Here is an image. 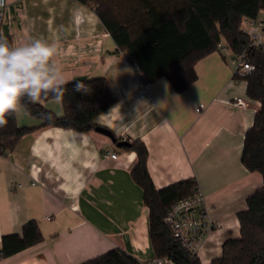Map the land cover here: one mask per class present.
<instances>
[{
	"label": "crops",
	"instance_id": "obj_1",
	"mask_svg": "<svg viewBox=\"0 0 264 264\" xmlns=\"http://www.w3.org/2000/svg\"><path fill=\"white\" fill-rule=\"evenodd\" d=\"M258 19L264 22V11ZM0 33L12 35L14 44H57L67 82L107 78L116 102L96 122L119 139L146 144L157 188L197 180L216 223L199 251L202 264L221 256L227 239L241 235L238 213L264 185L263 175L241 161L245 133L261 102L248 96L245 78L235 77L230 48L231 55L222 49L200 59L198 79L177 92L165 77L145 83L97 14L77 0H7ZM237 97L245 107L234 103ZM37 102L64 115L61 100ZM19 111V127L38 128L0 155V251L2 236L20 233L30 219L44 239L0 258V264H80L117 247L141 263L153 261L149 210L132 177L137 152L118 147L96 128L41 126L43 119ZM106 150L119 157L105 156Z\"/></svg>",
	"mask_w": 264,
	"mask_h": 264
},
{
	"label": "trees",
	"instance_id": "obj_2",
	"mask_svg": "<svg viewBox=\"0 0 264 264\" xmlns=\"http://www.w3.org/2000/svg\"><path fill=\"white\" fill-rule=\"evenodd\" d=\"M93 10L110 33L117 51H126L131 63L143 75L145 83L165 77L177 92L185 91L198 79L196 63L221 51L226 45L233 54L247 50L256 70L248 76L247 94L261 102L252 126L246 131L241 161L264 179V53L250 47V37L241 30L244 18H258L264 0H158L147 5L144 0H77ZM10 44L12 35L1 34ZM224 41V43H223ZM83 83L87 91L76 92L73 85ZM64 115L59 116L27 96L20 103L33 116L51 125L85 132L100 126L98 115L115 102L105 77L70 81L64 85ZM42 99L54 98L51 94ZM0 127V146L11 151L19 140L38 127H19L16 111L6 116ZM127 150L138 154L132 177L144 191L149 210L150 237L157 257L170 258L175 264H202L198 255L185 249L173 236L165 221L168 210L181 198L194 193V178L157 188L149 173L148 149L133 140ZM248 208L238 213L241 235L223 243L222 255L209 264H264V185L247 199ZM44 235L35 219L28 220L20 233L2 236L0 258L12 256L42 242ZM80 264H142L124 249L113 248Z\"/></svg>",
	"mask_w": 264,
	"mask_h": 264
},
{
	"label": "clouds",
	"instance_id": "obj_3",
	"mask_svg": "<svg viewBox=\"0 0 264 264\" xmlns=\"http://www.w3.org/2000/svg\"><path fill=\"white\" fill-rule=\"evenodd\" d=\"M63 54L57 44L42 39L10 44L0 37V127L8 123L6 116L17 111L24 96L33 102L49 94L62 100L67 81L58 58ZM73 88L87 91L81 82Z\"/></svg>",
	"mask_w": 264,
	"mask_h": 264
},
{
	"label": "built area",
	"instance_id": "obj_4",
	"mask_svg": "<svg viewBox=\"0 0 264 264\" xmlns=\"http://www.w3.org/2000/svg\"><path fill=\"white\" fill-rule=\"evenodd\" d=\"M7 5V0H0V13ZM241 30L250 37V47L259 49L264 53V22L258 18H244ZM233 63L235 74L245 77L256 70V64L252 61L247 50L234 54ZM139 76L143 75L137 70ZM234 103L239 107H245L244 99L237 97ZM203 106V105H202ZM200 109V108H199ZM9 151L0 146V155H6ZM105 156L117 159L116 151L106 150ZM165 221L170 226L175 239L194 255H198L205 239L211 233L216 223L211 217V209L206 196L199 185H196L193 194L179 199L167 212ZM142 264H175L170 258L156 257L153 261Z\"/></svg>",
	"mask_w": 264,
	"mask_h": 264
},
{
	"label": "water",
	"instance_id": "obj_5",
	"mask_svg": "<svg viewBox=\"0 0 264 264\" xmlns=\"http://www.w3.org/2000/svg\"><path fill=\"white\" fill-rule=\"evenodd\" d=\"M96 130L106 134L107 136H109L111 138V140L118 146V147H127L130 146L131 142L127 139H119L118 137H116L112 131H110L109 129L102 127V126H98L96 127Z\"/></svg>",
	"mask_w": 264,
	"mask_h": 264
},
{
	"label": "rangeland",
	"instance_id": "obj_6",
	"mask_svg": "<svg viewBox=\"0 0 264 264\" xmlns=\"http://www.w3.org/2000/svg\"><path fill=\"white\" fill-rule=\"evenodd\" d=\"M146 1V3L148 4V5H152V4H154V2L156 1V0H145ZM223 43H224V41H223ZM225 49V53L226 54H229V55H231V51L229 50V48H223V50ZM19 107H22V108H19ZM19 110H22V111H27L26 110V108L19 102V106H18V109H17V111H16V116H17V118H18V121H19V123L21 122L20 120H21V116H20V111ZM28 112V111H27Z\"/></svg>",
	"mask_w": 264,
	"mask_h": 264
}]
</instances>
